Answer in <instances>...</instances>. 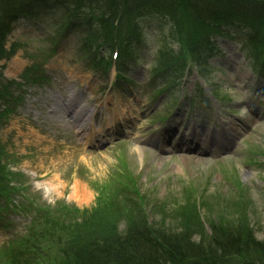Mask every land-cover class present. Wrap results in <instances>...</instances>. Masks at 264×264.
<instances>
[{
    "label": "rangeland",
    "instance_id": "1",
    "mask_svg": "<svg viewBox=\"0 0 264 264\" xmlns=\"http://www.w3.org/2000/svg\"><path fill=\"white\" fill-rule=\"evenodd\" d=\"M40 12V20L18 28L9 37L6 46L16 48V55L2 63L5 70L0 79V87H8L10 93L16 87L27 88L28 78L47 62L42 74L47 80L40 79L28 90L24 104L0 128L2 161L17 175L13 186H21V194L16 196L19 202L35 209L66 205L70 209L90 210L101 189H112L105 195L116 209L118 201L126 204L125 199L133 197V188L145 197L146 202L136 203L145 214L146 224H162L167 213L157 215L160 209L173 212L189 203L199 217L196 223L187 224L197 232L191 241H203L208 247L210 226L241 210L238 219L246 218L244 223L252 241L263 246L264 69L260 76V64L249 57L243 27L235 23L221 26L224 35L210 37L211 45L204 54L205 79L193 69L189 77L180 81L179 88L157 95L155 92L164 81L160 76L151 77V69L161 71L174 64L175 58L163 66L155 63V58L158 55L162 61L164 49L177 52L179 38L175 31L180 25L187 27L185 15L178 18L176 26L175 21L168 23L156 16L140 20L142 41L135 51L138 59H130L129 72L121 71L123 76L138 82L129 85L124 81L120 84L124 89L109 90L113 72L107 78L103 68L90 62L89 53L81 47L82 31L62 35L60 15L48 11V7ZM51 19L59 25L50 29L53 35L49 40L40 43L39 30L51 26ZM203 27L206 28L205 23ZM103 52L110 56L108 48ZM154 53L157 55L150 59ZM259 55L263 57V51ZM179 62L180 67L185 65L183 59ZM9 82L14 86H8ZM212 86L218 88L222 101L209 97ZM182 92L181 105L176 108L174 100L180 99ZM70 93L77 95L88 111L76 126L78 136L69 122H59L58 117L65 112L58 107L56 98L68 99ZM17 94L21 95V90ZM55 108L59 112L54 115ZM165 116L167 120L159 123L158 117ZM123 131L129 134L119 136ZM196 133L200 142L193 140ZM102 135L108 139L107 145L93 148L92 144L98 145L94 138ZM205 142H209L208 151L195 154L188 150L197 145L201 148ZM124 174L135 178L137 188ZM195 194L203 199L195 202ZM19 202L15 204L20 205ZM21 210L24 209L0 210V264H8L13 258L8 255L7 246L26 233L25 228L36 216V211L27 217ZM163 223L158 229L179 231V225L184 224L177 217ZM236 224L227 231H234ZM253 247L240 248L238 251L251 250H246L248 255L228 254L219 264H261L262 257L252 256Z\"/></svg>",
    "mask_w": 264,
    "mask_h": 264
},
{
    "label": "trees",
    "instance_id": "2",
    "mask_svg": "<svg viewBox=\"0 0 264 264\" xmlns=\"http://www.w3.org/2000/svg\"><path fill=\"white\" fill-rule=\"evenodd\" d=\"M252 3L255 0H0V62L9 60L16 52V48H5L13 23L20 17H32L35 6L55 5L65 18L74 21L72 29L86 28L89 36L88 45L84 48L93 62L103 65L104 58L101 54L104 49L117 46L123 54H127V50L142 38L138 26L141 17L158 15L173 19L175 16L177 24L178 18L185 15L187 27L180 25L177 32L184 50L193 51L196 43L202 42L205 40L203 37L211 34L209 26L203 27L204 19L214 21L233 15L244 21L246 17L258 16L256 11L247 6ZM250 26L257 31L264 29V23H251ZM165 58L166 62L170 60L168 54ZM33 75L30 80L36 81ZM3 97L8 101L5 110L0 111V125L10 112L7 87L0 90V100ZM1 154L0 149V201L3 202L0 210L10 209L9 207L12 210L24 209L21 211L27 217L36 211V216L33 215L25 229V235L7 246L8 255L13 256L8 264H219L220 259L228 254L248 255L246 250L251 249L238 250L252 244V256L262 257L263 261L260 263L264 264V245H257L252 241L244 223L246 218L243 216L238 219L241 210L210 226L211 234L206 238V247L203 241L197 244L191 241L197 232L195 234V229L187 224L196 223L199 217L195 209H190L189 203L173 212L166 208L158 210L157 215L167 213V216L162 224H155L154 227L146 224L145 214L139 210L136 200L146 201L135 189L131 190L133 197L125 199L126 204L118 201L116 209L111 204L112 199L105 195L106 192L109 195L112 189H101L95 207L90 211L79 212L65 206L54 210L48 207L35 209L30 204L24 206L19 202L16 197L19 188L13 186L17 175L2 163ZM124 177L131 181L128 175ZM15 202L20 205H15ZM106 214L113 219H108ZM175 217L183 219L184 224L179 225V231L158 229L164 226L165 220L174 221ZM121 223L123 229L120 230ZM233 224H236L233 228L235 230L227 231ZM226 236L232 241H227ZM221 240L224 242L221 243Z\"/></svg>",
    "mask_w": 264,
    "mask_h": 264
},
{
    "label": "bare ground",
    "instance_id": "3",
    "mask_svg": "<svg viewBox=\"0 0 264 264\" xmlns=\"http://www.w3.org/2000/svg\"><path fill=\"white\" fill-rule=\"evenodd\" d=\"M209 145V142H205L204 143V145H203V149L205 150V151H208V146Z\"/></svg>",
    "mask_w": 264,
    "mask_h": 264
}]
</instances>
